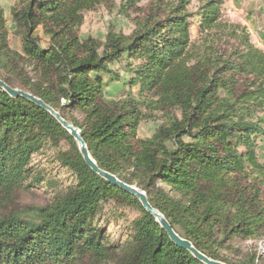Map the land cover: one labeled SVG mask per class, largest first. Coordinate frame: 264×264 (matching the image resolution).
<instances>
[{
    "label": "trees",
    "instance_id": "16d2710c",
    "mask_svg": "<svg viewBox=\"0 0 264 264\" xmlns=\"http://www.w3.org/2000/svg\"><path fill=\"white\" fill-rule=\"evenodd\" d=\"M186 4L170 13L158 7L130 36L109 30L98 42L76 36L81 13L97 0H29L11 12L20 53L9 47L0 8V81L78 130L97 167L144 192L195 250L234 264L219 254L226 243L264 237V172L256 155L264 136V55L246 37L229 54L207 48L194 55L181 16ZM196 16L199 29L210 31L219 10L208 2ZM38 26L47 48L34 36ZM115 83L118 96L109 97ZM145 103L180 119L139 140ZM47 147L75 183L42 205L20 202L31 190V158ZM106 206L118 216L136 212L122 243L111 244L99 225ZM0 264L203 263L173 244L135 197L92 172L47 111L0 88Z\"/></svg>",
    "mask_w": 264,
    "mask_h": 264
},
{
    "label": "rangeland",
    "instance_id": "374dc122",
    "mask_svg": "<svg viewBox=\"0 0 264 264\" xmlns=\"http://www.w3.org/2000/svg\"><path fill=\"white\" fill-rule=\"evenodd\" d=\"M28 1L0 0L9 47L18 53L21 51V44L19 36L13 32L15 23L11 12ZM183 1L187 4L181 16H186L190 24L189 39L194 55L206 54L207 48H211L218 55L229 54L243 37L264 55V0H97L94 9L81 13V24L77 28L76 36L80 40L103 42L110 30L128 37L143 24L147 16L155 13L158 7L170 13ZM208 2H215L219 17L216 27L210 31H202L199 29V17L196 14ZM34 36L39 40L41 48L48 47L49 37L42 27L35 29ZM119 72L120 76H124L122 70ZM118 90L119 85L115 83L107 88L106 92L109 97H116ZM136 93L134 91V95ZM63 103L64 101L60 100V104ZM140 112L141 119L136 130L139 140L151 138L160 128H169L180 119L177 111L157 105L150 106L148 103L140 108ZM69 116L80 120L75 112ZM261 116L263 113L257 114V117ZM256 143L257 162L264 172V136ZM59 148L65 149V144H60ZM55 153L56 149L47 147L31 158L30 167H33V173L27 181L31 190L19 199L20 202L42 205L52 193L75 183L73 175L59 166ZM262 191L264 201V188ZM118 215L111 206H106L103 215L99 217V225L107 231L111 244L126 240L128 224L136 217V212L125 210L124 216ZM219 254L234 264H251L253 258V264H264V237L228 242L219 250Z\"/></svg>",
    "mask_w": 264,
    "mask_h": 264
},
{
    "label": "water",
    "instance_id": "95a60500",
    "mask_svg": "<svg viewBox=\"0 0 264 264\" xmlns=\"http://www.w3.org/2000/svg\"><path fill=\"white\" fill-rule=\"evenodd\" d=\"M0 88L4 92H6L10 97H12L14 99H17V98L26 99V100L32 102L33 104H36L40 108L44 109L45 111H47L58 122V124L70 135V137L75 141L77 148H78V151H79V154L82 157V160L86 164V166L88 168H90L92 170V172L97 174L99 177H101L102 179H104L105 181L110 183L111 185H114V186L120 188L121 190H123L124 192L135 197L139 201V203L141 204L143 209L148 214H150L155 219V221L158 223V225L161 227V229L167 233L170 241L173 244H175L176 246H178L182 249L187 250L196 260L200 261L203 264H223L221 262H217V261H214V260H211V259L205 257L204 255L199 253L197 250H195L193 248V246L187 240L180 238L171 229L169 223L165 220V218L157 210L153 209L149 205V202H148L147 197H146L144 192H142L141 190L137 189L134 186L126 185V184L122 183L121 181H119L115 176L100 170L97 167V165L95 164V162L92 160V158L90 157L87 146L85 145L84 141L82 140V138L79 134V131L76 130L70 124H68L65 120H63L57 112H55L49 106L44 104L40 99H38V98L28 94V93H25L21 90L12 89L9 86H7L6 84H4L2 81H0Z\"/></svg>",
    "mask_w": 264,
    "mask_h": 264
}]
</instances>
